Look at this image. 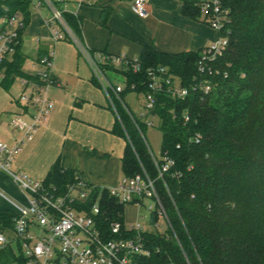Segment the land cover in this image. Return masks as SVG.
Returning a JSON list of instances; mask_svg holds the SVG:
<instances>
[{
	"label": "trees",
	"instance_id": "trees-1",
	"mask_svg": "<svg viewBox=\"0 0 264 264\" xmlns=\"http://www.w3.org/2000/svg\"><path fill=\"white\" fill-rule=\"evenodd\" d=\"M33 2L0 0L1 15L21 14L23 21L15 51L0 66V83L6 88L16 75L41 83L38 74L21 71L22 35ZM182 2L184 15L200 19L192 0ZM225 3L228 44L213 60L200 63L202 49L169 53L144 44L137 72L125 64H102L109 78L110 72H117L125 79L119 97L113 95L118 115L111 129L126 142L122 173L131 177L147 172L167 219L166 232H142L150 254L139 256L138 264H264V0ZM63 17L82 40L80 18L65 11ZM47 52L41 51L38 60ZM157 66L166 67L190 90L185 98L157 92L154 108L142 116L125 98L129 92H146L147 69ZM148 114L158 118L162 132L160 158L153 155L143 133ZM163 157L173 161L166 170ZM75 172L58 158L42 181L64 192ZM98 193V220L105 235L115 221L125 230V204L100 186H95L90 204ZM14 216L13 210H0V227H11ZM158 217L156 210L151 212L153 223ZM134 234L130 230L124 235ZM15 260L12 248L0 251V264Z\"/></svg>",
	"mask_w": 264,
	"mask_h": 264
},
{
	"label": "crops",
	"instance_id": "crops-1",
	"mask_svg": "<svg viewBox=\"0 0 264 264\" xmlns=\"http://www.w3.org/2000/svg\"><path fill=\"white\" fill-rule=\"evenodd\" d=\"M32 6L35 10L23 32L21 49L25 57L33 55L34 63H39L41 51L53 50L56 82L46 91L52 102L49 116L21 145L11 168L43 180L59 158L64 168L77 171L90 184L116 185L123 176L121 157L126 145L122 137L111 132L116 115L76 44L65 39L52 40L50 9L45 5L36 7L35 0ZM147 6L149 15L142 17L132 10V0L60 3L65 12L80 18L82 41L94 55H124L132 59L140 57L144 44H152L158 51L177 53L198 51L209 43L213 28L184 15L182 0H147ZM24 34L30 40L35 37L37 49L26 47ZM0 73L3 78V71ZM0 86L7 90L1 83ZM14 117L29 120L26 105L19 97L0 92V140L9 146L15 145L21 136L11 125ZM27 200V192L0 168V210H14L26 205Z\"/></svg>",
	"mask_w": 264,
	"mask_h": 264
},
{
	"label": "built area",
	"instance_id": "built-area-1",
	"mask_svg": "<svg viewBox=\"0 0 264 264\" xmlns=\"http://www.w3.org/2000/svg\"><path fill=\"white\" fill-rule=\"evenodd\" d=\"M192 1L199 9L200 20L220 34L216 41L202 48V63V60H213L227 47L225 24L228 6L225 0ZM61 2L62 0H35V6L45 5L50 9L51 18L48 23L52 40L56 42L70 39L76 44L80 54L88 61L114 113L118 115L113 95L119 97L123 85L113 82L102 69V64H125L133 72H137L141 66L139 58L129 59L124 55L110 56L104 53L94 55L64 19ZM132 10L142 17L148 16L147 0H132ZM18 16L15 13L7 17L6 26L0 31V66L19 43V29L23 27V21ZM53 55V50H49L38 60L44 66L37 73L41 83L21 78L24 90L19 99L27 107L29 120L12 118L11 125L21 134L18 142L9 146L0 140V168L7 171L14 182L28 194L27 204L13 210L15 216L12 226L0 227V251L6 247L12 248L16 260L9 264H138L139 256L150 254L142 236L145 230L138 223H126L123 230L122 224L115 221L111 223L109 234L105 235L98 220L101 194L98 193L90 204L95 185L85 181L77 171L75 180L67 184L64 192H59L56 187H46L42 180L11 168L21 145L32 137L36 128L50 114L52 102L46 91L56 82ZM146 85L147 91L143 93L144 110L139 112L142 116L154 108L157 92L166 90L173 97L185 98L190 90L181 86L179 80L172 77L163 66L147 69ZM209 90L210 86L206 85L205 91ZM154 117L157 119L156 123L154 119L146 118L148 125L157 126L158 118ZM188 117L186 115L185 120ZM163 159L165 163L162 170H166L173 161L168 157ZM106 188L122 204H141L145 198H152L156 203L157 214L166 219L154 181L146 171L131 177L123 175L118 184ZM130 230L134 231V236H125Z\"/></svg>",
	"mask_w": 264,
	"mask_h": 264
},
{
	"label": "rangeland",
	"instance_id": "rangeland-1",
	"mask_svg": "<svg viewBox=\"0 0 264 264\" xmlns=\"http://www.w3.org/2000/svg\"><path fill=\"white\" fill-rule=\"evenodd\" d=\"M80 1L81 0H63L62 2L71 5ZM34 10H35L34 7L31 6L30 8L31 14L33 13ZM18 19L22 20L21 14H19ZM6 22H7V17L0 14V30L6 26ZM210 32L211 33L208 41L209 43L216 41L219 38V34L217 31H215L214 29L213 30L210 29ZM27 36L28 35L24 36L26 47L30 49H37V44L35 43V37H32L30 40L27 39ZM32 56L33 55L30 53L28 56L25 57L22 63L21 71L25 74H30V75L35 74L36 70L43 69L44 67L42 64L38 62L34 63L32 60ZM109 76L113 82L119 83L121 85L125 84V79L122 74L117 72H110ZM1 80H2V73H0V82ZM23 90H24V86H22L21 84L20 75L15 76L14 80L9 85L7 90H5L3 87L0 86V92L6 93L7 96L12 95L16 98L20 96ZM125 99L135 113H139L144 110L145 97L143 94H139L137 92H129L126 95ZM151 119H154L155 123L157 122V119L154 116L148 114L147 120H151ZM143 133L153 155L156 158H160L161 157L160 150L162 144L161 130L156 125L153 126L148 125L144 128ZM155 210H156L155 201L152 198H145L141 204H135V203L125 204L124 218L127 224L138 223L141 226V228L145 231L158 230L160 233H164L167 231L168 228L165 217L159 216L156 224L151 221V212Z\"/></svg>",
	"mask_w": 264,
	"mask_h": 264
}]
</instances>
